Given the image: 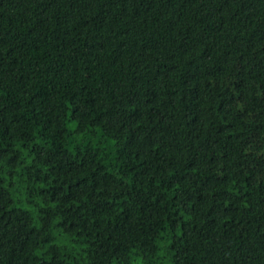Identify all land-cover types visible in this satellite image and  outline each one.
<instances>
[{"label": "trees", "instance_id": "trees-1", "mask_svg": "<svg viewBox=\"0 0 264 264\" xmlns=\"http://www.w3.org/2000/svg\"><path fill=\"white\" fill-rule=\"evenodd\" d=\"M0 264H264V0H0Z\"/></svg>", "mask_w": 264, "mask_h": 264}, {"label": "rangeland", "instance_id": "rangeland-1", "mask_svg": "<svg viewBox=\"0 0 264 264\" xmlns=\"http://www.w3.org/2000/svg\"><path fill=\"white\" fill-rule=\"evenodd\" d=\"M70 126L73 127L74 126V123L73 122H70Z\"/></svg>", "mask_w": 264, "mask_h": 264}]
</instances>
